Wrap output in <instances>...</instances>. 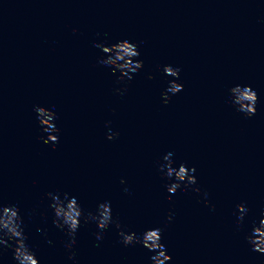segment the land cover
<instances>
[{"label":"water","instance_id":"1","mask_svg":"<svg viewBox=\"0 0 264 264\" xmlns=\"http://www.w3.org/2000/svg\"><path fill=\"white\" fill-rule=\"evenodd\" d=\"M124 38L145 41L144 67L126 94L141 231L164 229L170 264H264L244 239L264 203V0H124ZM157 64L181 69L184 89L168 104ZM236 83L257 91L250 118L226 103ZM166 151L196 167L200 193L165 199L156 163ZM241 202L250 212L236 231L232 213ZM143 251L149 264L152 253Z\"/></svg>","mask_w":264,"mask_h":264},{"label":"clouds","instance_id":"2","mask_svg":"<svg viewBox=\"0 0 264 264\" xmlns=\"http://www.w3.org/2000/svg\"><path fill=\"white\" fill-rule=\"evenodd\" d=\"M76 31V28H72L73 33ZM105 35L107 34L105 33ZM96 36L99 37L100 33L97 32ZM144 43L143 40L137 42L129 38L118 39L114 42L108 40L93 42V46L102 53L97 63L105 66L116 76L115 83L119 87L114 88L113 91L121 97L127 94L134 74H138L144 67V61L140 59L139 48ZM156 68L167 80L166 88L161 93V102L168 104L173 96L181 93L184 89V84L180 81L181 69L172 64H157ZM149 79L152 77L149 76ZM226 103L236 112L250 118L257 112L258 94L250 84L236 83L228 87ZM55 108V105L47 107L43 104H36L33 106L40 130L47 134L46 136L41 135L37 139L45 145H50L53 150L59 143L61 134V129L57 126L59 116ZM110 124L111 121H105V127L108 129L105 136L107 140L112 141L119 136V132L109 127ZM174 156V151H166L156 163V171L159 173L160 179L164 181L163 187L167 193L165 199L169 201L178 192H201V188L196 186L198 184L196 167L189 166L186 161L176 160L173 158ZM119 182L121 185H126L123 177ZM123 192L129 196L132 194L127 186L123 188ZM45 196L48 201L47 207L51 210L53 225L63 231L66 236L63 247L68 251L67 260L76 261V252L73 251V248L77 244V233L83 222L95 225L96 230L92 235L97 242L103 241L104 233L114 225L118 230L119 243L124 247L140 245L152 253L149 257V264H170L172 261L173 257L169 254L167 245L162 242L164 231L162 227H146L139 233L126 229L119 218L114 217L110 200L99 201L94 210L85 211L78 196L70 192H61L57 189L46 192ZM203 197L204 205L214 211L215 205L210 203L207 190H204ZM249 212L250 208L246 203L241 202L235 205L232 215L235 216L233 223L236 231L241 230ZM34 213L35 208L28 211L26 213L27 220H31ZM40 215L43 216L44 213L41 212ZM174 215L175 213L169 212L165 217L164 227H167ZM27 227L28 224L25 215L21 213L19 203H5L0 200V251L11 248L15 264H40L36 252L28 243ZM37 231L43 230L37 229ZM44 236L47 243L51 244L52 241L47 238L46 232ZM244 239L252 252L264 254V203H261L259 207L257 219L252 220L249 230L244 233ZM97 246L99 245L97 244Z\"/></svg>","mask_w":264,"mask_h":264}]
</instances>
